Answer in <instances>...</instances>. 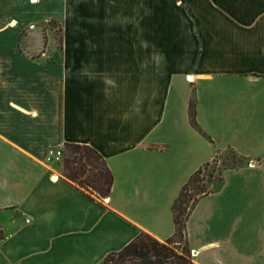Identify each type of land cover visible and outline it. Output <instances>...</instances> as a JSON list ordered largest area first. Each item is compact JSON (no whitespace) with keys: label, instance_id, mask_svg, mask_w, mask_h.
<instances>
[{"label":"crops","instance_id":"1","mask_svg":"<svg viewBox=\"0 0 264 264\" xmlns=\"http://www.w3.org/2000/svg\"><path fill=\"white\" fill-rule=\"evenodd\" d=\"M35 1L29 24L56 18L62 40L0 28V264H100L140 233L170 239L182 187L225 150L246 163L189 214L190 264H264V0ZM66 144L104 159V202L44 162Z\"/></svg>","mask_w":264,"mask_h":264},{"label":"trees","instance_id":"2","mask_svg":"<svg viewBox=\"0 0 264 264\" xmlns=\"http://www.w3.org/2000/svg\"><path fill=\"white\" fill-rule=\"evenodd\" d=\"M188 118L190 125L198 129L194 99L189 103ZM65 147H68L73 157L63 160L64 178L87 198L104 202L110 195L113 176L102 156L86 145L66 144ZM230 153L237 161H233V164L223 163L218 172V184L222 183L224 170L234 169L244 161L234 151L230 150ZM201 172L202 168L189 178L172 205L174 234L170 239L161 242L148 234L140 233L122 250L107 255L100 264H190L189 256L175 252L172 246L175 243L185 245V226L188 216L197 201L212 191L204 180L199 179ZM3 239L4 233L0 229V241Z\"/></svg>","mask_w":264,"mask_h":264},{"label":"rangeland","instance_id":"3","mask_svg":"<svg viewBox=\"0 0 264 264\" xmlns=\"http://www.w3.org/2000/svg\"><path fill=\"white\" fill-rule=\"evenodd\" d=\"M35 2H29V0H0V28H19L18 25H16V22H14L15 20H18L24 25L21 28H41L44 32H47L49 29L51 32L47 33L50 35L51 39L61 41L62 25L56 18L47 19L46 21H39L35 24L31 23V25L29 24L30 20L27 17L28 14L25 13L27 12V8L24 6L26 4ZM62 148L64 152L63 160L64 158L66 159L73 157L72 152L68 149V147L63 146ZM63 160L60 164L55 165V167L59 169L62 177H64L62 170ZM233 161L236 162L237 159L231 155L230 150L223 151L213 162L202 167V172L199 175V179L204 180L206 185L211 188V185H216L218 181V172L222 168L223 163L233 164ZM244 163H246L245 160L242 164ZM172 248L175 252L189 256L190 259L188 250L183 243H175Z\"/></svg>","mask_w":264,"mask_h":264},{"label":"built area","instance_id":"4","mask_svg":"<svg viewBox=\"0 0 264 264\" xmlns=\"http://www.w3.org/2000/svg\"><path fill=\"white\" fill-rule=\"evenodd\" d=\"M63 157L64 152L62 147H50L45 153L44 162L47 164H60Z\"/></svg>","mask_w":264,"mask_h":264},{"label":"bare ground","instance_id":"5","mask_svg":"<svg viewBox=\"0 0 264 264\" xmlns=\"http://www.w3.org/2000/svg\"><path fill=\"white\" fill-rule=\"evenodd\" d=\"M32 2H35V0H32ZM12 25H14V24H12Z\"/></svg>","mask_w":264,"mask_h":264}]
</instances>
